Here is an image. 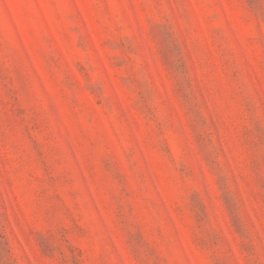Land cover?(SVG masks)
<instances>
[{"label":"rangeland","instance_id":"374dc122","mask_svg":"<svg viewBox=\"0 0 264 264\" xmlns=\"http://www.w3.org/2000/svg\"><path fill=\"white\" fill-rule=\"evenodd\" d=\"M0 264H264V0H0Z\"/></svg>","mask_w":264,"mask_h":264}]
</instances>
